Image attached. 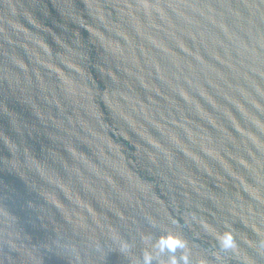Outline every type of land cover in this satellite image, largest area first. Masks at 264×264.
Wrapping results in <instances>:
<instances>
[{"label": "water", "instance_id": "95a60500", "mask_svg": "<svg viewBox=\"0 0 264 264\" xmlns=\"http://www.w3.org/2000/svg\"><path fill=\"white\" fill-rule=\"evenodd\" d=\"M0 264H264V0H0Z\"/></svg>", "mask_w": 264, "mask_h": 264}]
</instances>
